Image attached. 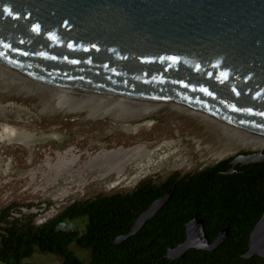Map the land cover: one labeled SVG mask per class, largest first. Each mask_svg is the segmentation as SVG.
I'll use <instances>...</instances> for the list:
<instances>
[{"label": "water", "instance_id": "1", "mask_svg": "<svg viewBox=\"0 0 264 264\" xmlns=\"http://www.w3.org/2000/svg\"><path fill=\"white\" fill-rule=\"evenodd\" d=\"M0 64L42 83L182 108L264 137V0H0ZM256 163L263 151L237 156L230 173ZM225 238L211 243L195 218L168 258L214 251ZM254 256L264 258V215L245 258Z\"/></svg>", "mask_w": 264, "mask_h": 264}, {"label": "trees", "instance_id": "2", "mask_svg": "<svg viewBox=\"0 0 264 264\" xmlns=\"http://www.w3.org/2000/svg\"><path fill=\"white\" fill-rule=\"evenodd\" d=\"M248 154V153H247ZM234 157L196 173H174L164 180L140 181L128 192L99 194L78 200L43 224L34 217L10 220L11 204L0 213V264L29 262L38 252L54 255L61 264H264V258H245L250 236L264 215V163L238 164ZM169 200L135 235L129 234L137 219L166 193ZM87 218L85 230L64 232L60 224ZM203 221L204 233L213 243L226 233L214 251L189 250L171 261L168 252L186 240V226ZM90 253L88 260L71 249Z\"/></svg>", "mask_w": 264, "mask_h": 264}, {"label": "rangeland", "instance_id": "3", "mask_svg": "<svg viewBox=\"0 0 264 264\" xmlns=\"http://www.w3.org/2000/svg\"><path fill=\"white\" fill-rule=\"evenodd\" d=\"M4 87L0 85V110L5 111V107L10 110L17 108L16 112L13 111L14 117H19L18 113L27 115L19 125L36 133L57 132L64 138L62 143L50 140L48 145L39 146L33 158H30L29 151L25 147L29 148L38 144L41 139L32 135L30 136L36 141L29 146L1 147L4 161V164L0 165L2 169L0 171L1 206L46 201L52 204L68 201L71 203L91 199L99 194L128 192L133 189L138 180L146 176L160 174L154 180H164L175 170L184 175L213 166L230 157L236 158L242 154L262 151L253 148H235L231 142L221 140L219 133L211 126L186 116L184 113L176 114L171 107H166L143 120L121 121L114 117L93 119L88 112L75 113L67 109L62 112L48 111L45 113L44 96L41 94L19 95L15 89L3 91ZM8 130L10 129H4L2 132L1 139L4 141L6 139L3 136ZM223 148L227 151L219 157L224 151ZM50 149H52L51 152ZM70 149L74 155H80V162L75 168L81 167L87 160L88 154L101 152L91 157L79 174L95 168L106 170L104 163L101 162L102 156L107 158L115 151L129 152L134 149H146L150 155L142 157L135 163L127 164L121 171H117L116 168L107 169L109 173L118 174L124 172L127 167L125 178L118 179L112 176L102 179L101 175H91L85 178L64 177L60 179L62 174H59L52 178L51 184V180L46 178L47 175L44 177L42 174L47 169L45 164L47 161L53 165L57 164L58 159L55 156L57 151L64 153ZM69 159L70 156H67V160ZM5 173L8 174L4 175ZM72 223L74 230L82 233L85 230L87 218L80 217ZM71 249L83 260H88L90 257L87 250L79 249L75 245H72ZM29 262L61 264V259L54 255H42L36 252Z\"/></svg>", "mask_w": 264, "mask_h": 264}, {"label": "bare ground", "instance_id": "4", "mask_svg": "<svg viewBox=\"0 0 264 264\" xmlns=\"http://www.w3.org/2000/svg\"><path fill=\"white\" fill-rule=\"evenodd\" d=\"M0 85L5 86L3 88V91L6 89H15L19 95L41 94L42 96H44L43 98L45 102V113H47L48 111L62 112L67 109L75 113L88 112L93 119H105V117H114L121 121H133L149 118L160 110L166 108L162 106H156L91 93L87 91L42 83L24 74H21L11 68H8L2 64H0ZM171 109L176 114L181 115L182 113H184L186 116L192 117L193 119H197L199 122L205 125L211 126L216 132L219 133L218 135L220 136L219 138H221V140L224 139L227 140L229 143L231 142L235 145V148H253L256 150L264 151L263 136L234 130L202 115L182 108L171 107ZM53 137L54 135L48 137L41 136L37 139H41V141H39L40 143L46 142L47 139ZM16 142L18 144H24L19 143L18 141H12L11 143ZM207 142H209V140ZM225 147L227 148V145ZM227 149H224V151H222L219 157H222L224 153H226ZM148 155H150V153L146 149H134L129 152L115 151L109 154V156L107 155V158H105V156H102L101 162L104 163L105 167H109L110 169L116 168L117 171H121V169L124 168V166H126L127 164L138 161L142 159V157H147ZM105 160L108 162L105 163ZM75 161L76 159L74 158L72 159L71 163L73 164ZM243 161H248V159H245ZM195 231L196 229L194 227H191L190 235L194 236Z\"/></svg>", "mask_w": 264, "mask_h": 264}, {"label": "flooded vegetation", "instance_id": "5", "mask_svg": "<svg viewBox=\"0 0 264 264\" xmlns=\"http://www.w3.org/2000/svg\"><path fill=\"white\" fill-rule=\"evenodd\" d=\"M4 108V107H3ZM17 110L16 109H8L5 107V111L0 110V165L4 164V161L2 160V150L1 147L3 148V146H11V145H18V146H22L25 147L24 145H30L35 143L36 139L39 136H57V137H53V138H49L47 139L46 142L43 143H38L35 145H32L31 147H25L29 152V156L30 158H33L37 148L39 146H46L48 145L50 142V140H57L59 143H62V139L64 138L63 135L57 133V132H46V133H36L34 131H30L28 128H25L21 125H19L20 123H22L24 121V118L27 117V115H25L24 113H18L17 116L19 117H14L13 111ZM4 129H10L8 131H6V134H4V138L6 139L4 141V139L2 138V132L4 131ZM14 129V130H13ZM26 133V134H25ZM33 135L34 137L30 136ZM12 141H18L19 143H24L23 145L16 143H11ZM113 150V149H112ZM50 152L52 151V149L49 150ZM109 151V150H106ZM46 153V151H44ZM47 152V153H50ZM103 152V151H102ZM101 152H96L94 154H88V158L87 160H85L83 162V164L81 165V167H76V165L80 162V155H74L73 152L71 151H66L64 153L58 152L55 154L57 160V164H51L50 161H47L46 165V170L43 171V176L45 177L47 175V179L51 180V184H52V178H54L56 175L62 174V178L64 177H68L70 179L72 178H85L87 176H91V175H101L100 178L102 179H108L109 177H116L118 179L121 178H125L126 176V170L127 167L125 169L124 172H120V173H109L107 172V169H110L109 167H105L106 170H102L101 168H95V169H91L88 172H85L83 174H79L80 171H82V169L84 168L86 162H88L91 157H94L95 155L99 154ZM48 155V154H46ZM72 155V156H71ZM67 156H70V159L67 160ZM76 159V161L72 164L71 161L72 159ZM50 160V159H48ZM136 162V161H135ZM133 162V163H135ZM132 163V164H133ZM131 164V165H132ZM129 165V166H131ZM128 166V167H129ZM113 169V168H111ZM123 169V168H122ZM121 169V170H122ZM1 166H0V171H1ZM99 170V171H98ZM198 172V171H197ZM174 173H179L178 170L173 171L171 174ZM191 173H196V172H191ZM8 173H5L4 175H6ZM170 174V175H171ZM185 174H189V173H185ZM104 176V178H103ZM160 176V174H155L152 176H146L144 178H142L141 180H138L136 182V184L134 185V187L142 180L147 179V178H151V179H155L158 178ZM56 184V183H55ZM50 185V183H49ZM115 185V184H113ZM120 185V184H119ZM133 187V188H134ZM69 202V201H68ZM68 202H53V204L50 201H46V202H42V203H17L16 207H14L11 212H10V220H14V219H19L22 220L24 218H30V217H34V221L36 224H43L45 222H47L50 219H53L54 217L58 216L65 208H67L68 206H70L72 203H68ZM11 205V204H9ZM9 205H5V206H1L0 205V213L1 211L4 210V208H6ZM58 230L60 231H64V232H71L74 231V224L71 221H64L63 224H60L58 227Z\"/></svg>", "mask_w": 264, "mask_h": 264}]
</instances>
